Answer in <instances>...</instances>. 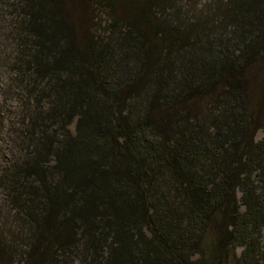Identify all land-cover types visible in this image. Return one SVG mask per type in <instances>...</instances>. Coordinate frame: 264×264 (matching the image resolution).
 Returning <instances> with one entry per match:
<instances>
[{
	"label": "trees",
	"instance_id": "trees-1",
	"mask_svg": "<svg viewBox=\"0 0 264 264\" xmlns=\"http://www.w3.org/2000/svg\"><path fill=\"white\" fill-rule=\"evenodd\" d=\"M3 1L26 112L0 264H264V0Z\"/></svg>",
	"mask_w": 264,
	"mask_h": 264
},
{
	"label": "rangeland",
	"instance_id": "rangeland-1",
	"mask_svg": "<svg viewBox=\"0 0 264 264\" xmlns=\"http://www.w3.org/2000/svg\"><path fill=\"white\" fill-rule=\"evenodd\" d=\"M217 1L219 0H178V4L186 9L201 11L207 6V8H211ZM14 13L7 2L0 0V175L5 168L10 166L11 162L18 158L16 148L20 141L18 129L21 126L22 116L26 112V106L24 107L26 100L21 97L24 92L21 91L20 86L17 87L19 78L14 71L17 64L16 44L12 34ZM96 13L103 19V13L99 10ZM101 25L104 26V22H101ZM69 129L74 130V123L69 125ZM263 136L264 131L258 130L255 139L258 140ZM4 200L5 196L0 190V237L5 238L8 247L16 251L18 255L21 249V246L18 245L20 244L18 241L20 238L19 229L10 223L12 217ZM8 233L11 234L9 238Z\"/></svg>",
	"mask_w": 264,
	"mask_h": 264
}]
</instances>
